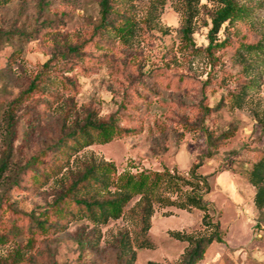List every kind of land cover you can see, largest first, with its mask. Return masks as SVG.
Masks as SVG:
<instances>
[{"label": "rangeland", "instance_id": "rangeland-1", "mask_svg": "<svg viewBox=\"0 0 264 264\" xmlns=\"http://www.w3.org/2000/svg\"><path fill=\"white\" fill-rule=\"evenodd\" d=\"M238 1L254 18L222 27L217 40L227 41L209 58L205 52H191L179 34L182 0H133L128 8L139 34L130 45H116L109 51L88 45L84 62L57 60L46 73L48 84L42 93L19 97L54 52L90 35L87 25L98 21V0H0V162L7 161L0 183L3 220L13 216V209L26 214L43 211L68 174L89 162L112 163L116 177L143 169L169 170L195 184L189 171L201 160L196 174L207 177L209 192L201 183L197 191L211 222L203 223L200 209L154 202L150 228L143 232L138 198H134L120 218L104 225L74 219L60 232L38 236L32 249L26 236H10L0 243V259L20 248L31 253L36 264H178L190 245L174 234L208 236L215 222L221 221L225 228L235 212L240 214L239 222L230 228L245 226L251 212H264L254 202L256 187L248 179L252 164L264 150V59L253 67L259 80L244 105L229 106L230 93L246 78L234 58V48L239 42H256L262 35L264 0ZM214 9L210 1L201 0L192 34L195 48L208 44ZM159 69V93L147 97L151 103L141 131L79 150L42 185L32 184L27 174H21L29 157L55 142L63 121L68 127L91 110L107 118L121 101L140 100L152 73ZM210 73H215L211 81ZM61 76L75 86L62 88ZM220 102L224 105L217 109ZM230 130L232 136L218 139ZM190 190L187 185L175 193L158 194L180 204ZM254 220L258 230L264 217ZM0 232H4L2 227ZM142 239L148 247L138 246Z\"/></svg>", "mask_w": 264, "mask_h": 264}, {"label": "trees", "instance_id": "trees-1", "mask_svg": "<svg viewBox=\"0 0 264 264\" xmlns=\"http://www.w3.org/2000/svg\"><path fill=\"white\" fill-rule=\"evenodd\" d=\"M165 0H162L164 3ZM214 4L215 9L210 15V26L207 31L208 44L204 48H195L192 34L194 33L195 17L201 0H182L180 8L182 23L179 34L182 40L190 47L191 52H205L211 58L214 50L225 44L217 40V34L237 20L253 19V14L248 7L238 0H208ZM133 0H98V21L87 25L90 35L80 43L67 46L63 50L53 53L42 69L36 73L28 83V86L19 95L22 97L34 92L44 91L47 71L56 65L57 60L66 59L81 60L86 58L85 49L88 45L109 51L116 45L127 46L132 43L139 34V27L128 3ZM160 7L163 6L159 5ZM32 32V31H31ZM20 40V36L16 38ZM13 45V44H11ZM14 47V46H13ZM234 58L241 66V73L246 77L237 89L230 93V107L240 108L244 105L246 96L258 83L256 62L264 59V31L260 38L253 43L239 42L234 48ZM70 63V62H67ZM161 69L152 73L149 88L140 94L141 99L127 103L121 101L117 110L105 119L98 117L94 110L88 111L81 121H75L72 125L60 131L55 142L50 146L36 152L29 157L21 168V174H27L34 185H42L52 174L59 173L68 163L71 156L79 150L95 143L104 144L114 137L133 135L141 131L145 114L148 111L151 99L150 94L159 93V79ZM215 73L208 76V80L214 79ZM62 88H73L75 84L65 76H61ZM147 92V93H146ZM224 105L220 102L216 108ZM232 130L219 136L222 141L232 136ZM210 156V152L206 155ZM202 164L201 160L194 163L189 171L190 182L169 170L152 171L143 169L140 172L125 174L119 177L115 175L114 165L110 162H89L81 166V170L74 174L69 173L67 179L60 184L59 192L47 204L43 211L38 213H23L15 209L13 216L3 220L0 210V243L7 241L9 237L26 236L28 249H32L40 235H51L60 232L66 224L74 219H86L93 224H107L110 220H116L124 213L128 203L136 201L138 219L141 231L146 232L150 228L149 219L153 214V203L164 202L165 205H175L179 208H197L203 211L202 221L210 224L207 205L202 196L198 194V183L205 186V192H209L206 176L196 174V170ZM7 170V161L0 162V183ZM249 182L256 187L254 202L258 208H264V150L261 151L257 161L252 164L248 172ZM190 186V193L178 204L170 196H162L159 191L175 193L184 186ZM177 203V204H176ZM18 222H21L20 224ZM214 231L208 236L190 238L174 234L176 238L188 241L190 248L178 264H196L199 262L212 242H223V233L220 232V223L214 224ZM140 248L148 247L147 240L142 239L138 245ZM131 257H128V259ZM0 264H36L35 257L25 250L17 249L7 259H0Z\"/></svg>", "mask_w": 264, "mask_h": 264}, {"label": "crops", "instance_id": "crops-1", "mask_svg": "<svg viewBox=\"0 0 264 264\" xmlns=\"http://www.w3.org/2000/svg\"><path fill=\"white\" fill-rule=\"evenodd\" d=\"M258 215L264 217V212H251L245 226L236 224L231 227L232 232L230 225L239 222V212H235L225 228L220 221V228L225 234L223 242H212L196 264H264V221L258 230L253 226L254 217Z\"/></svg>", "mask_w": 264, "mask_h": 264}]
</instances>
